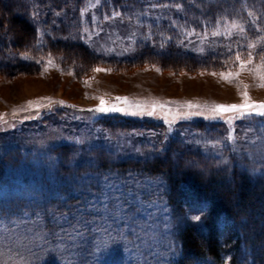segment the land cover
Segmentation results:
<instances>
[{"label": "rangeland", "instance_id": "1", "mask_svg": "<svg viewBox=\"0 0 264 264\" xmlns=\"http://www.w3.org/2000/svg\"><path fill=\"white\" fill-rule=\"evenodd\" d=\"M241 4V19L226 16L200 31L186 29L184 24L189 23L179 22L184 16L181 7L150 3L145 8V0L132 19L101 12L97 1L77 14L73 10L55 13L48 26L45 15L35 16L39 41L50 31L59 33L60 21L68 22V35L103 59L96 67L110 71L92 69L76 75L70 63L48 51L35 59L33 72L6 71L1 64L2 56L8 54L1 51L0 162L4 172L0 177V264H175L176 230L200 222L190 218L200 216L192 208L178 210L168 203L167 185L159 175L95 172L68 178L71 185L67 189L55 179L45 186L41 175L53 177L55 160L50 148L58 144L82 150L102 146L120 157H143L150 152L148 145L165 144L173 138L206 154H219L226 148L247 170L264 177V118L229 120L233 113L211 117L205 108L184 106L187 101L242 103L240 92L245 84L252 100L264 101V88L257 87L259 81L252 72L243 71L232 82L220 76L236 70L237 53L246 58L251 52L254 64L259 63L258 54L264 55V0H242ZM223 5L219 3L218 8ZM161 22L172 24L181 45L189 51L229 50L226 69L187 74L148 66L115 67L134 55L136 44L149 36L151 24ZM2 33L7 34L4 41L12 36ZM13 55L29 57L25 52H10ZM45 97L54 103L49 104ZM100 98L106 107L126 110L99 112ZM29 101L42 106H31ZM58 101L63 103H55ZM153 101L167 102V106L148 115ZM189 111L204 114L182 115ZM112 115L168 123V127L164 131L114 132L98 124ZM197 120L206 124L190 126ZM68 234L74 239L68 240Z\"/></svg>", "mask_w": 264, "mask_h": 264}, {"label": "trees", "instance_id": "2", "mask_svg": "<svg viewBox=\"0 0 264 264\" xmlns=\"http://www.w3.org/2000/svg\"><path fill=\"white\" fill-rule=\"evenodd\" d=\"M94 1L97 0H0V53L5 51L8 54L6 57L0 54L2 68L33 72L35 59L48 51L59 54L62 61L70 63L76 75L90 73L103 59L85 43L68 35V22L60 21L59 33L50 31L39 41L34 18L45 15V25L48 26L53 23L55 13L73 10L77 14ZM241 1L145 0V8L150 3L180 4L184 16L178 18L179 22H188L189 25L184 24L186 29L190 26L200 31L226 16L241 19L244 14ZM99 3L101 12L106 11L109 16L119 12L132 19L144 5V0H99ZM219 3H223L224 8L219 9ZM178 20L175 19L174 27ZM185 26L181 28L183 32ZM2 31L12 36L4 41L7 34ZM148 31L149 36L136 44L134 55L116 63L115 67L148 66L187 74L226 69L229 50L217 47L204 54L189 51L181 45L180 36L172 24L166 22L151 24ZM14 51L25 52L29 57L10 56ZM98 124L114 132L164 131L168 127V123L120 118L119 115L103 118ZM189 124L196 128L206 123L197 120ZM148 146L150 152L143 157H120L102 146L82 150L76 145L58 144L50 148V155L55 160L53 177L49 179L41 175V181L46 186L55 179L67 189L71 185L68 178L75 176L74 179H78L85 173L125 175L134 172L162 176L168 189V203L178 210L190 207L201 216L199 223H186L176 230L175 264H264V177L247 170L226 148L219 154H206L195 145L173 138L165 144ZM3 172L0 162V177Z\"/></svg>", "mask_w": 264, "mask_h": 264}, {"label": "snow or ice", "instance_id": "3", "mask_svg": "<svg viewBox=\"0 0 264 264\" xmlns=\"http://www.w3.org/2000/svg\"><path fill=\"white\" fill-rule=\"evenodd\" d=\"M99 2V0H97ZM176 8H180V4L174 5ZM86 10V9H85ZM84 11V10H82ZM114 16H119L121 15L119 12H114ZM106 19L108 17H105ZM258 59L259 63L254 64L253 63V54L249 52L247 54L246 58H242L241 54L237 53L236 56L234 57L233 63L236 64V70L235 71H228V72H221L220 76L229 81L232 82L233 79H236L239 77L240 73L243 71H250L254 74L255 78L259 81L257 84V87L264 88V55L258 54ZM159 70V69H158ZM94 71H110V69H102L99 67L94 68ZM213 75H216V73H212ZM248 85H243V91L240 92V96L242 97V103H233V104H216L213 103L211 105L209 104H193L191 101L185 102V105L188 109H193V108H205L208 110L209 115L211 117H224L226 113H233V116L227 117L229 120L235 119L237 116L239 117H261L264 118V101H254L251 99L248 91H247ZM45 100H48L49 104L54 103V101L51 100L49 97L43 98ZM101 99V104L100 106L96 109L99 112H107V111H125L126 109L120 108V107H106L103 101V98ZM117 99H123L127 100L126 97H119ZM55 103H63V101H58ZM29 105L34 106V107H41L42 105L40 104H34V102L29 101ZM167 106V102H158V101H153L152 104L150 105L151 110L148 111V115H155L156 114V109H164ZM26 109H21V111H25ZM203 112H192L189 111L187 113H183L182 115H203ZM3 114H0L2 116ZM193 221H200L201 216L199 215H194L190 217ZM73 232H78V229L74 228ZM68 240L74 239V237L71 234H68L66 237Z\"/></svg>", "mask_w": 264, "mask_h": 264}]
</instances>
